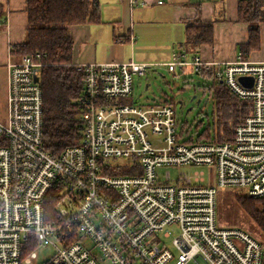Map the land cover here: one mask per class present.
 Segmentation results:
<instances>
[{
  "label": "built area",
  "instance_id": "built-area-1",
  "mask_svg": "<svg viewBox=\"0 0 264 264\" xmlns=\"http://www.w3.org/2000/svg\"><path fill=\"white\" fill-rule=\"evenodd\" d=\"M46 57L34 52L8 64L7 116L0 120V264H30L39 247L53 249L51 264H264L261 240L218 219L220 190L264 197V61L240 53L230 62L210 61L183 49L165 63L176 75L212 72L213 80L252 102L223 142L178 132L173 102H123L135 75L160 64L78 66L81 143L54 157L44 148L43 93L34 80ZM240 77H252V86ZM172 168L179 169L176 178ZM54 186L59 198L46 219L44 201Z\"/></svg>",
  "mask_w": 264,
  "mask_h": 264
},
{
  "label": "trees",
  "instance_id": "trees-1",
  "mask_svg": "<svg viewBox=\"0 0 264 264\" xmlns=\"http://www.w3.org/2000/svg\"><path fill=\"white\" fill-rule=\"evenodd\" d=\"M26 3L28 25L25 39L16 44L11 52L18 57L34 52L47 54L44 59L47 64L40 69L44 148L58 157L66 147L81 143L83 129L82 111L78 105L83 72L81 67L73 64V38L69 26L99 21L100 7L94 0H26ZM238 17L248 25L246 41L237 46L238 53L247 59L261 47L264 0H239ZM213 41V24L193 25L187 28L184 45L188 52H194L201 45L212 44ZM198 74L213 78L212 72ZM209 90H214L215 97L214 139L223 142L233 137L235 128L251 113L252 102L233 94L221 81H215ZM212 128L199 138H210ZM221 191L218 192L219 199ZM58 192L57 186H54L44 201L46 219L54 215ZM236 200L248 218L264 231V197L252 198L243 193L236 195ZM261 241L264 243V240Z\"/></svg>",
  "mask_w": 264,
  "mask_h": 264
},
{
  "label": "crops",
  "instance_id": "crops-1",
  "mask_svg": "<svg viewBox=\"0 0 264 264\" xmlns=\"http://www.w3.org/2000/svg\"><path fill=\"white\" fill-rule=\"evenodd\" d=\"M100 20L70 25L73 64L92 62H155L166 66L174 51L186 50L187 28L213 24L214 41L196 51L206 60L230 62L237 45L247 39L248 25L239 21V0H94ZM141 2H144L143 4ZM26 0H0V120L7 116L8 64L19 59L11 51L25 39ZM264 61V22L261 48L250 54Z\"/></svg>",
  "mask_w": 264,
  "mask_h": 264
},
{
  "label": "rangeland",
  "instance_id": "rangeland-1",
  "mask_svg": "<svg viewBox=\"0 0 264 264\" xmlns=\"http://www.w3.org/2000/svg\"><path fill=\"white\" fill-rule=\"evenodd\" d=\"M156 68L144 75H135L133 92L123 102L140 105L157 104L164 100L173 102L179 121L178 132L193 136L194 139L201 136L208 128H212L216 119V107L214 90L212 92L209 88L215 84V80L191 70L176 75L169 71L168 67ZM210 132L211 135H215L213 128ZM185 170L189 171L187 168L182 169V171ZM171 173L172 177L176 178L179 169L172 168ZM221 192L220 199L218 197L220 225L250 231L258 240H264L262 228L248 218L236 200V195L243 193L235 189H224ZM164 239L169 245L173 235ZM83 241L89 243L87 239ZM36 251L38 258L30 264H45L54 252L50 247H39Z\"/></svg>",
  "mask_w": 264,
  "mask_h": 264
},
{
  "label": "water",
  "instance_id": "water-1",
  "mask_svg": "<svg viewBox=\"0 0 264 264\" xmlns=\"http://www.w3.org/2000/svg\"><path fill=\"white\" fill-rule=\"evenodd\" d=\"M34 80L39 83V81H40L39 80V76L38 75H35ZM240 81L244 85L249 86V87L252 86V84H253V78L252 77H240ZM179 103H182V102L179 101Z\"/></svg>",
  "mask_w": 264,
  "mask_h": 264
}]
</instances>
